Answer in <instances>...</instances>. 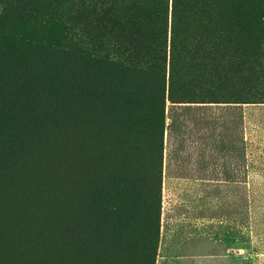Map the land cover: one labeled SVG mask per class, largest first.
Returning a JSON list of instances; mask_svg holds the SVG:
<instances>
[{"label": "rangeland", "instance_id": "1", "mask_svg": "<svg viewBox=\"0 0 264 264\" xmlns=\"http://www.w3.org/2000/svg\"><path fill=\"white\" fill-rule=\"evenodd\" d=\"M93 1L106 10L100 19L93 15ZM191 1L199 5L202 2ZM236 2L248 4L249 0H236ZM173 4L174 0H0L2 36L7 35L13 27L41 25L47 29L44 35L61 45L69 56L79 58L78 46L90 43L92 48L93 40L98 39L103 49L112 50L111 54L113 51L124 49L144 50L140 57L147 58L150 62V70L134 74L130 84L122 83L120 73L115 76L112 72L113 78H110V73L109 78L100 80L97 75H93L89 81L93 90L87 99L79 101V95L70 91L83 80L78 74L80 61L71 57L57 59L55 62L57 64L49 71L55 85H49V88H61L64 91L62 98H59L58 103L49 104L48 113L47 115L45 113L43 118L39 115L37 126L22 132V137H26L25 142L14 151H10L12 155L0 171V204H10L16 194L15 185L9 178L10 167L15 163L17 166L20 156L28 146L34 145L33 149L43 145L53 148L62 147L65 153L69 154L68 160L72 163L66 166L46 167L48 173L46 177L43 178L41 172L40 180L30 182L31 184L41 182L36 190L18 185L20 189L16 204L25 205L26 203L22 201L34 196L37 202L40 201L47 208V211L37 215L29 212L26 215L28 219L36 222L37 217L40 216L43 223L41 229L45 231L55 230L57 220L60 227L67 231L72 229L73 239L70 241L65 239L64 253L68 254L70 250L76 251L79 256L77 264H157L158 262L159 202L155 194L164 108L162 104L160 106L157 103L160 102V95L157 93L156 100L152 91L156 90L157 81L159 79L162 81L164 76V72L157 74L154 65L165 58V56L159 58L158 53H164V49L162 46L159 47L158 43L166 44V39L160 37L166 30L170 37ZM107 5L110 6L108 9ZM43 55V53L34 54L30 59L36 63ZM11 59V53L5 48H0V108L6 107L9 101L8 106L11 105L12 100L7 96V92L10 94L16 88H20L23 75H26L21 69L16 68L13 72L15 81L7 80L6 73L9 69L7 63L2 62L8 60L11 68ZM166 74L168 76V69ZM96 83H100L101 86L100 90L94 91ZM40 88L42 90L43 86ZM198 88L201 87L196 86L185 91L184 88H180L172 97L168 96L167 89L165 98L163 97L165 116L169 105H197L172 104V102L191 100L201 102L197 98L199 95L193 91ZM247 88L252 94L250 80ZM243 93L244 89L242 96L238 97L239 100L245 99ZM252 108L255 165L261 172L264 171V105H252ZM169 113L175 122L184 114L187 121L195 120L196 122H193L195 124L200 122V125H205L206 130L214 134L220 125V117L225 115V110L217 107L180 109L173 106L169 108ZM9 119L10 114L7 110L1 111L0 140L9 136ZM194 129L196 130V126ZM199 129L201 130L202 127ZM49 135H54V140L47 143ZM93 135L98 138L96 149H93V151L97 150L98 154L93 155L92 158H94L93 163H97L98 167L92 180L82 174L84 179L79 190L80 174L76 176L75 172L81 159H85L82 156L81 143L88 142ZM207 135L204 139V147L210 148V135ZM213 136L216 139L218 134L215 133ZM216 140L218 142V139ZM0 149L9 152L6 141L0 143ZM51 155L47 152L42 157L47 160ZM60 176L72 181L69 191V196L72 198L62 211L58 209L62 191L59 186L54 185ZM137 178L138 184L135 183ZM48 179L53 182L52 195L56 194L55 197L52 196L51 202L50 195L42 196ZM260 182L263 186L255 187V192L263 195L255 196L254 252L252 259L244 264H264V181ZM105 185L115 189L114 198L118 207L122 208L129 202L131 209L128 211L126 221L107 224V214L100 208L99 193L100 188ZM123 186H127V189H123ZM124 200L128 202L125 203ZM24 211L28 210L24 209ZM64 215L71 217L72 227L64 219ZM1 230L2 228L0 232ZM0 244L3 247L5 245L3 242ZM84 248L87 254L89 252L88 262H85ZM102 251L103 256H101ZM207 253L212 252L207 251ZM27 255L29 256L28 252ZM18 259L19 256L10 257L0 260V264H18ZM196 264L230 263L226 258L215 257ZM238 264L242 263L239 261Z\"/></svg>", "mask_w": 264, "mask_h": 264}, {"label": "trees", "instance_id": "2", "mask_svg": "<svg viewBox=\"0 0 264 264\" xmlns=\"http://www.w3.org/2000/svg\"><path fill=\"white\" fill-rule=\"evenodd\" d=\"M199 5L191 0H174L170 37L167 30L160 36L166 44L158 43L164 49V53L159 52V58L154 68L159 72H164V76L157 81L156 90L152 91L153 98L157 100V93L160 95L159 105H163L164 117L160 137V150L158 154L159 169L156 175V199L159 202V222L158 236L161 239V212H162V180H163V158L165 150V92L168 96L180 88L191 89L196 86L201 88L193 89L199 95L201 101H178L172 104H243V105H264V0H249L248 4H239L236 0H201ZM181 6H178L180 5ZM105 5V4H104ZM109 5V4H108ZM107 5V9L110 7ZM106 6V5H105ZM93 15L98 19L106 12L96 3L92 4ZM108 11V10H107ZM1 30V27H0ZM47 29L41 25L13 27L7 35L0 34V48H5L11 53L10 62L7 63L9 72L7 80L15 81L13 72L19 68L26 75H23V83L20 88H16L7 96L12 100L11 105L0 108L1 111L10 114L9 136L0 140L6 141L9 152L0 149V171L10 155L26 137H22V132L29 128H34L39 123L38 117L48 113L49 104L58 103L64 91L61 88H49L54 86L49 71L57 64V59H77L80 61L78 74L83 80L79 85H75L70 92L79 95V101L87 99L90 95L91 84L89 83L93 75H97L98 80L114 77L120 73L123 84H130L134 74L144 73L150 70V62L147 58H141L144 50L124 49L117 52L103 49L98 39L93 40V45L83 43L78 46V56L67 55L65 49L51 38L45 36ZM166 35V36H165ZM169 38V41H168ZM158 47V48H159ZM116 50V49H115ZM43 53L39 61L33 63L31 56ZM168 69V76L166 71ZM12 72V74L10 73ZM114 72V73H112ZM132 76V77H131ZM252 83V94L248 92V81ZM244 85V86H243ZM40 86H43L41 90ZM100 83H96L94 91L100 90ZM6 87V85H5ZM244 89L245 99L239 100ZM164 94V95H163ZM203 100H202V99ZM47 143L54 140V135H49ZM39 141V140H38ZM98 138L90 136L88 142L81 143L82 156L81 163L76 168L79 190L83 181L82 174L92 180L98 164L93 163V155L98 154L96 149ZM44 143V142H43ZM34 146V145H33ZM28 146L23 152L17 164L10 167V182L15 185V196L10 204H0V260L19 256L18 264H77L78 254L70 250L64 253L65 239L72 238V229L60 227L59 220L55 230L45 231L41 229L40 216L34 222L27 218V213L35 215L40 212L45 213L47 208L36 197H28L22 202L25 205H18L16 201L19 197L20 187L27 186L37 189L41 182L26 183L21 175L32 171H42L43 178L48 175L46 167L52 165H62L72 163L68 160V153L62 147L52 148L50 146ZM54 150V151H53ZM51 153L52 159L46 160L42 157L45 153ZM34 169V170H33ZM43 180V179H42ZM66 185H63L65 184ZM72 181L60 176L54 185L61 188L62 198L58 206L59 210L64 207L72 197L69 196ZM136 184L139 183L138 178ZM23 185V186H22ZM53 182L47 180V184L42 192V196H49L52 201ZM82 190L84 187L81 188ZM127 189V186H123ZM86 188L84 190V193ZM101 211L107 214V224L127 220L128 211L131 206L118 207L115 202V189L108 185L100 188ZM127 195V193L125 192ZM27 195V194H26ZM23 195V196H26ZM128 196V195H127ZM47 200V199H46ZM64 203V204H63ZM27 209L28 211H24ZM64 219L72 227L73 220L70 216L64 215ZM118 220V221H116ZM112 225V224H111ZM109 225V226H111ZM75 236V235H73ZM160 239L157 251L160 245ZM94 247H92L93 249ZM74 249V248H73ZM27 252L29 256L27 255ZM32 255L30 256V254ZM39 253V254H37ZM86 254L85 262L89 260V252ZM103 251L101 256H103ZM157 258V255L155 256Z\"/></svg>", "mask_w": 264, "mask_h": 264}, {"label": "crops", "instance_id": "3", "mask_svg": "<svg viewBox=\"0 0 264 264\" xmlns=\"http://www.w3.org/2000/svg\"><path fill=\"white\" fill-rule=\"evenodd\" d=\"M173 106L224 109L214 132L218 142L205 125L187 121L184 114L175 122L169 116ZM252 110L243 104L167 107L157 264H196L215 257L244 264L252 259L255 196L263 195L255 187L264 181V171L255 165ZM207 134L210 148L204 147Z\"/></svg>", "mask_w": 264, "mask_h": 264}, {"label": "bare ground", "instance_id": "4", "mask_svg": "<svg viewBox=\"0 0 264 264\" xmlns=\"http://www.w3.org/2000/svg\"><path fill=\"white\" fill-rule=\"evenodd\" d=\"M49 159H52V155L50 156V158H48L47 160H49ZM34 170V169H33ZM42 171H32V170H30L28 173H24V174H22L21 175V178H22V180L24 181V182H26V183H30L31 181H35V180H37V179H39L41 176V173ZM40 180V179H39ZM37 182H39V181H37Z\"/></svg>", "mask_w": 264, "mask_h": 264}]
</instances>
